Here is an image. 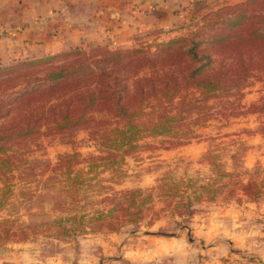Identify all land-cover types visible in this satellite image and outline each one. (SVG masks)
<instances>
[{"label":"rangeland","instance_id":"1","mask_svg":"<svg viewBox=\"0 0 264 264\" xmlns=\"http://www.w3.org/2000/svg\"><path fill=\"white\" fill-rule=\"evenodd\" d=\"M245 1L175 0L180 7L176 31L163 39H187L184 49L201 42L200 48L211 56V39L227 31L212 14ZM200 3L205 8L192 14ZM249 8L255 10V4ZM160 41L144 34L125 47L70 52L147 45L153 52ZM35 59L0 63V69ZM228 61L238 69L235 57ZM217 66L216 62L212 68ZM7 71L0 72V128L10 127L17 116L16 97L24 86ZM229 94L207 102L208 115L194 110L180 135L145 137L120 161L111 159L113 151L97 146L84 127L61 131L42 126L32 134L10 137L5 153L11 170L0 171V264H177L182 254L163 255L165 245L157 246L159 240L171 239L200 250L203 237L197 231V216L203 215L207 203L243 205L249 202L242 192L244 184L264 182V71L252 69L242 88ZM249 155L248 161L257 160L251 172H244V165H233L231 157L243 164ZM236 231L220 224L215 232L230 244ZM103 242L109 247L117 244L118 251L102 253ZM234 245L217 264H261L239 243ZM139 247L140 254L134 250ZM151 247L157 249L153 259L147 256ZM201 259L207 258L201 255Z\"/></svg>","mask_w":264,"mask_h":264},{"label":"trees","instance_id":"2","mask_svg":"<svg viewBox=\"0 0 264 264\" xmlns=\"http://www.w3.org/2000/svg\"><path fill=\"white\" fill-rule=\"evenodd\" d=\"M250 1L212 14L227 31L211 39V56L200 48L201 42L184 49L187 39L164 41L169 31H176L173 27L153 34L162 39L153 45V52L149 45L116 51L96 48L0 69L8 70L9 78L24 85L16 97L17 116L10 127L0 128V171L11 170L6 140L32 134L42 126L61 131L84 127L97 146L113 151L109 156L119 157V161L145 137L180 135L194 110L208 115L211 108L207 102L242 88L252 69L264 71L259 65H264V0H255V10L249 8L254 5ZM203 8L200 3L192 14ZM230 57H235L238 69L229 64ZM66 58L70 60L56 64ZM216 62L219 67L212 68ZM178 98L180 101L174 102ZM231 158L235 167L243 165ZM254 168L256 164L243 171ZM242 192L248 201L257 202L264 197V182H246Z\"/></svg>","mask_w":264,"mask_h":264},{"label":"crops","instance_id":"3","mask_svg":"<svg viewBox=\"0 0 264 264\" xmlns=\"http://www.w3.org/2000/svg\"><path fill=\"white\" fill-rule=\"evenodd\" d=\"M175 4V0H0V63L93 46H129L139 36L163 34L175 27L180 8ZM252 150L253 147L249 153ZM248 157L243 165L250 168L257 160L248 161ZM249 202L207 203L203 215L197 216V231L203 237L200 250L187 247L182 239L159 240L157 246L163 249L165 245L167 251L163 255L182 254L181 260L176 258L177 264H217L239 243L248 256L254 255L255 261L264 264V197ZM220 224L238 229L230 244L218 238L215 231ZM116 245L109 247L103 242L101 252L118 251ZM134 250L140 254L143 249ZM155 250L151 247L147 252L149 259ZM201 255L207 259L204 261Z\"/></svg>","mask_w":264,"mask_h":264}]
</instances>
